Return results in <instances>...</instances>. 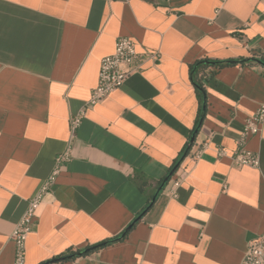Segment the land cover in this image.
I'll list each match as a JSON object with an SVG mask.
<instances>
[{
  "label": "crops",
  "instance_id": "1",
  "mask_svg": "<svg viewBox=\"0 0 264 264\" xmlns=\"http://www.w3.org/2000/svg\"><path fill=\"white\" fill-rule=\"evenodd\" d=\"M119 37L143 54L140 71L87 107ZM260 54L264 0H0V264H14L11 233L67 148L25 264L104 242L55 264H241L264 232V123L246 144L259 168L236 167L231 155L264 105V68L209 66L202 102L190 68ZM83 109L71 139L69 120ZM196 130L191 154L209 145L194 162L186 149ZM218 148L228 156L219 159Z\"/></svg>",
  "mask_w": 264,
  "mask_h": 264
},
{
  "label": "built area",
  "instance_id": "2",
  "mask_svg": "<svg viewBox=\"0 0 264 264\" xmlns=\"http://www.w3.org/2000/svg\"><path fill=\"white\" fill-rule=\"evenodd\" d=\"M116 1L129 2L130 0ZM221 1L226 2V0ZM149 57L156 62L160 61L158 53L150 54ZM255 57H259V55ZM142 59L143 54L138 52L137 45L132 38H117L114 45V52L111 55L102 58L100 62L97 86L91 92L87 107L99 103L109 97L116 90L120 89L132 74L140 71ZM205 75L207 74L205 73ZM84 113L85 109L70 118L69 130L71 133V139L74 137ZM263 123L264 105H261L254 115L246 119L239 137L236 140V150L231 155V160L234 166L239 168H259V155L247 149L246 144L250 136L259 134ZM208 145V142H204L192 154L190 149V158L194 162L200 160L202 153L207 149ZM216 151L219 159L228 156V153L224 148H218ZM70 158L71 154L69 148L58 154L54 160V166L51 172L43 180L35 194L28 199L26 210L11 233V239L15 246L14 264H25L26 243L28 236L33 232L37 223L36 212L55 183L62 165L67 163ZM170 182L169 193L171 196L176 197L177 188L180 185V179H172ZM224 190H227L226 185H224ZM241 264H264V232L248 243Z\"/></svg>",
  "mask_w": 264,
  "mask_h": 264
},
{
  "label": "water",
  "instance_id": "3",
  "mask_svg": "<svg viewBox=\"0 0 264 264\" xmlns=\"http://www.w3.org/2000/svg\"><path fill=\"white\" fill-rule=\"evenodd\" d=\"M245 61H250V60H242V61H237V60H227V61H220V62H210V61H204L202 62L203 64H206L208 66H219V65H234V64H240V63H243ZM251 62L255 63V64H258L262 67H264V63L261 61V60H258V59H254V60H251ZM196 133H197V130L194 132V134L191 136L190 138V141H189V144L187 146V149H186V154L190 151L191 147L193 146L194 144V141H195V137H196ZM179 167V164H177L171 171L170 173L168 174V176L166 178H164V180L161 182L157 192L155 193V195L153 196V198L151 199V202L150 204L148 205L147 209L144 210L129 226L128 228L125 230V232L122 234L121 238L125 236V234L135 225V223H137L141 217L145 214V212L153 205V203L155 202L156 200V197L158 196V194L160 193V191L163 190V188L165 187V185L169 182V180L172 178V176L174 175V173L176 172V170L178 169ZM108 242H104V243H101V244H98V245H95V246H91L87 249H85L84 251L82 252H78V253H75V254H71V255H68V256H65V257H60V258H56V259H53V260H50L48 262H45L43 264H55V263H58L60 261H65V260H73L75 259L76 257H80V256H84V255H88L90 254L91 252L99 249L100 247H103L107 244Z\"/></svg>",
  "mask_w": 264,
  "mask_h": 264
},
{
  "label": "trees",
  "instance_id": "4",
  "mask_svg": "<svg viewBox=\"0 0 264 264\" xmlns=\"http://www.w3.org/2000/svg\"><path fill=\"white\" fill-rule=\"evenodd\" d=\"M254 59H258V60H261L263 63H264V54H260L259 57H251V58H248L246 60H250V61H245L244 64H250L252 65L253 62H251V60H254ZM204 61H210V62H217V61H213V60H210V59H202V60H199L197 61L193 66H191L190 68V76H191V81L197 91V93L199 94V99L200 101L202 102L203 100V96H204V84H205V81L207 80L206 77L203 76V71L208 68L209 66L206 65V64H203L202 62ZM255 64V63H254ZM220 68V67H218ZM264 68V67H263ZM203 116V111H200V118ZM175 167V166H174ZM173 167V168H174ZM172 168V169H173ZM171 169V170H172ZM161 184V182L159 183V185ZM140 186H141V183H140ZM148 207V206H147ZM147 207L144 209L146 210ZM143 210V211H144ZM72 253V250H70L69 254ZM89 255V254H88ZM87 256V255H85Z\"/></svg>",
  "mask_w": 264,
  "mask_h": 264
}]
</instances>
